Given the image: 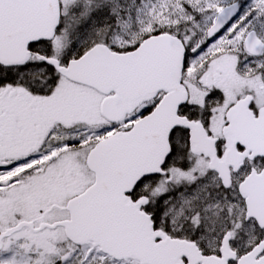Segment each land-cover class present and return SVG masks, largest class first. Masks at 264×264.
<instances>
[{
  "label": "snow or ice",
  "instance_id": "snow-or-ice-1",
  "mask_svg": "<svg viewBox=\"0 0 264 264\" xmlns=\"http://www.w3.org/2000/svg\"><path fill=\"white\" fill-rule=\"evenodd\" d=\"M0 264H264V0H0Z\"/></svg>",
  "mask_w": 264,
  "mask_h": 264
}]
</instances>
